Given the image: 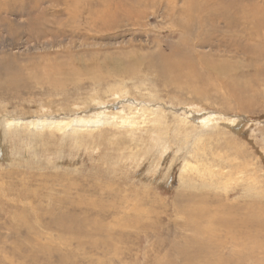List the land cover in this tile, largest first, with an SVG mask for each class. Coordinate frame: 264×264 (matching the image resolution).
Wrapping results in <instances>:
<instances>
[{
    "label": "rangeland",
    "instance_id": "rangeland-1",
    "mask_svg": "<svg viewBox=\"0 0 264 264\" xmlns=\"http://www.w3.org/2000/svg\"><path fill=\"white\" fill-rule=\"evenodd\" d=\"M263 26L264 0H0V123L145 120L75 143L0 124V264H264ZM233 156L241 185L184 167Z\"/></svg>",
    "mask_w": 264,
    "mask_h": 264
},
{
    "label": "bare ground",
    "instance_id": "bare-ground-1",
    "mask_svg": "<svg viewBox=\"0 0 264 264\" xmlns=\"http://www.w3.org/2000/svg\"><path fill=\"white\" fill-rule=\"evenodd\" d=\"M206 9V8H205ZM219 27V26H218ZM264 27V26H263ZM194 48V47H193ZM241 62H243L241 59H240ZM171 66V65H170ZM223 68L220 66V72H223ZM223 74V73H222ZM225 84V83H224ZM222 86V85H221ZM253 86V85H251ZM206 87V86H205ZM220 87V86H219ZM223 87V86H222ZM190 88V87H189ZM188 88V89H189ZM192 89V87H191ZM194 89V87H193ZM224 89V88H223ZM189 91V90H188ZM245 93V92H244ZM247 93V92H246ZM245 95V94H244ZM243 95V96H244ZM246 99L251 97V96H245ZM244 97V98H245ZM243 98V99H244ZM252 98V97H251ZM250 98V99H251ZM231 104V103H230ZM156 108V107H155ZM132 108H129V111L131 110ZM156 112V111H155ZM130 113L132 115H125V114H116L114 112H109V111H106V110H103L102 112L101 111H97V115H94V116H88L87 118L85 117H81L79 115L77 116H71V117H60L59 118H54V116H48V117H37V118H13L11 120H8V121H3L1 122L0 124L3 126V127H13L14 129H16L15 133L16 134H19V132L17 131L18 128H23V132L26 134V139L29 140V141H32L30 138L32 139H37V137L40 136L39 132L40 130H42L43 128H51L52 127V131L54 132H60V134L62 135H70L74 141V143L78 140L77 136H75V133L77 134H81L83 133V130H86V131H90L92 130L91 128L92 127H99V126H103V125H109V126H118L120 128H124V129H129L130 127H134L135 125L137 124H140V123H143L145 120L142 119V121L140 122L139 120V117L137 115V113H133V111H130ZM149 113V112H148ZM92 115V114H91ZM191 115V114H190ZM184 116V115H183ZM220 116V115H219ZM154 117V116H153ZM192 117V116H191ZM215 117H218L217 115ZM155 118H152L151 120L153 122H156L155 121ZM199 119V118H198ZM222 120V119H221ZM199 121V120H198ZM206 121H208L207 123H209L210 121L212 120H209V119H206V118H202L200 117V126H205L203 123H205ZM220 121V120H218ZM224 121V126H227V127H230L231 125H236L238 124L237 121H232V123L229 121V120H223ZM196 122V121H195ZM236 122V123H235ZM183 123V122H182ZM223 124V122H221ZM186 124V123H185ZM208 126V124H206ZM210 125V123H209ZM199 126V125H198ZM213 127V126H212ZM216 127V125H215ZM237 127V126H236ZM244 127V126H243ZM218 129V128H217ZM206 130V129H205ZM231 130V129H230ZM243 130V129H242ZM241 130V131H242ZM4 131V130H3ZM211 131V130H209ZM233 131V130H232ZM195 132V131H194ZM208 132V131H207ZM14 133V132H13ZM92 135V134H91ZM15 136V134H14ZM193 137H197V134ZM194 139V138H193ZM180 143V142H179ZM190 145V144H189ZM192 145V143H191ZM190 145V146H191ZM228 146V145H227ZM185 149H187L189 151V147L185 144L184 146ZM238 150V149H237ZM239 151V150H238ZM238 151H234L235 154L238 153ZM193 152V156L196 157H199V154L196 153V151L192 150ZM234 154V153H233ZM218 155V154H217ZM223 155V154H222ZM229 155V154H228ZM244 156V154L242 155V157ZM248 156V155H247ZM246 156V157H247ZM219 157V156H218ZM240 157V158H242ZM220 158V157H219ZM237 158V157H236ZM235 156H233L232 159H234L232 162H227L226 164H231V170L230 172L232 174H227L229 172H224V171H219V172H215L214 170L210 169L209 168V165L207 164H204L200 159H198V161L195 162L194 165H191L188 160L185 159V162H184V167H188V168H192L194 171H196V173L198 172V177H200V180L203 182V186L202 188L205 189L206 187H210V186H213L215 189L216 188H223V187H220V185H228L231 181H234L235 179H239V184L240 182L242 181L240 179V176H237V175H234V174H240V173H244V171L246 170L242 165L241 163L239 162H235ZM195 159V158H194ZM221 160V159H220ZM219 160V161H220ZM239 160V159H238ZM243 160V159H242ZM264 160V158H263ZM229 161V160H228ZM248 162V160H246ZM214 162V161H213ZM225 162V161H224ZM211 163V162H210ZM244 164V163H243ZM249 164V163H248ZM228 165V167H230ZM250 165V164H249ZM246 167V165H245ZM184 168H182L183 170ZM226 170V169H225ZM244 177V176H243ZM217 178H220L222 180H218ZM243 179H246V178H243ZM217 180V182H216ZM237 182V181H236ZM243 182V181H242ZM238 183V182H237ZM253 184H251L250 186H244L242 189L245 190V192L247 194H250V196H257V197H260L261 194L258 193V191L256 190V185L254 184V182H252ZM245 184V183H244ZM248 184V183H247ZM238 185V184H237ZM241 185V184H240ZM229 186V185H228ZM232 187V186H231ZM237 187V186H236ZM236 187H233V188H236ZM232 188V189H233ZM262 188H264V186H262ZM209 189V188H208ZM230 189V188H229ZM231 189V190H232ZM259 189V188H257ZM218 190V189H217ZM224 191H227L228 189L224 188L223 189ZM253 190H255L256 192L254 193ZM262 193L264 195V189H262ZM217 195V193H215ZM201 196H199L200 199H205V198H209L211 197L210 196V192L209 190H203L201 193H200ZM229 197V194H225V196L221 199H217L218 202L219 201H226ZM248 208V209H251L252 206H250L249 204H245V209ZM247 220H250L249 218H245ZM58 221V220H57ZM62 226V225H60ZM206 227V226H205ZM232 227V226H231ZM234 228V227H233ZM229 229V228H228ZM237 231V230H235ZM234 230L232 232H235ZM239 232V231H237ZM238 236V235H237ZM205 238H203L204 240ZM210 240V239H209ZM238 240V239H236ZM205 241V240H204ZM203 241V245H205L206 243ZM218 243V242H217ZM220 243V242H219ZM201 244H202V241H201ZM222 244V243H221ZM207 245V244H206ZM209 246H212L208 243ZM202 246V245H201ZM218 246V244H217ZM203 247V246H202ZM213 247V246H212ZM214 248H215V245H214ZM213 248V249H214ZM217 249V248H215ZM204 249H202L201 251H203ZM206 250V249H205ZM218 250V249H217ZM200 251V250H199ZM198 251V252H199ZM204 252V251H203ZM203 252L202 253V256H203ZM208 252V251H207ZM210 254L212 253V251H209ZM208 252V253H209ZM200 253V254H201ZM199 255V253H197ZM194 257H196V255ZM211 255H214V254H211ZM216 255V254H215ZM201 256V255H200ZM199 258V256H197ZM204 257V256H203ZM202 257V258H203ZM206 257V256H205ZM204 257V258H205ZM214 257V256H213ZM218 257V256H217ZM216 258V257H215ZM196 259V258H195ZM210 259V258H209ZM207 259V261L209 260ZM219 259V258H218ZM206 261V258L205 260ZM217 261V260H216ZM210 262V260H209ZM220 262V261H219ZM207 263V262H205ZM203 263V264H205ZM211 263V262H210ZM209 263V264H210ZM219 264V263H218Z\"/></svg>",
    "mask_w": 264,
    "mask_h": 264
}]
</instances>
